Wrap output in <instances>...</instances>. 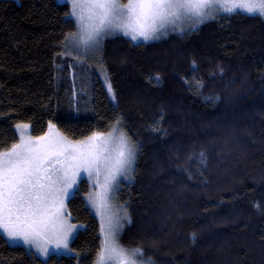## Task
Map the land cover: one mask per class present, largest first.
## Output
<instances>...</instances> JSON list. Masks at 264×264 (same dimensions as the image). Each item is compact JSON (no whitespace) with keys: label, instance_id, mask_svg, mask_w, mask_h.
<instances>
[{"label":"trees","instance_id":"1","mask_svg":"<svg viewBox=\"0 0 264 264\" xmlns=\"http://www.w3.org/2000/svg\"><path fill=\"white\" fill-rule=\"evenodd\" d=\"M69 11L0 0V150L18 143L20 124L34 137L54 124L80 141L118 120L137 146L117 195L124 247L152 264H264V17L222 14L150 43L107 39L100 66L112 99L94 68L63 55L76 31ZM90 189L82 180L68 204L84 226L74 255L43 260L0 234V264H94L102 233Z\"/></svg>","mask_w":264,"mask_h":264},{"label":"snow or ice","instance_id":"2","mask_svg":"<svg viewBox=\"0 0 264 264\" xmlns=\"http://www.w3.org/2000/svg\"><path fill=\"white\" fill-rule=\"evenodd\" d=\"M68 4L67 15L75 19L76 31L65 36V49L78 58L96 56L103 40L117 32L132 40H149L158 39L157 33L166 35V25L178 19L190 21L195 30L221 12L242 9L264 17V0H68ZM104 136L96 132L70 141L59 133L20 135L19 143L0 150V229L44 256L50 246L68 249L75 225L63 211L64 201L84 171L100 188L89 198L101 218L102 240L94 264H152L141 249L121 244L123 224L112 211L117 177L129 178L137 146L121 133L118 147L110 149Z\"/></svg>","mask_w":264,"mask_h":264},{"label":"rangeland","instance_id":"3","mask_svg":"<svg viewBox=\"0 0 264 264\" xmlns=\"http://www.w3.org/2000/svg\"><path fill=\"white\" fill-rule=\"evenodd\" d=\"M14 1H19V0H14ZM59 3H66L68 4V0H58ZM236 12H240V13H243V14H247L244 10L242 9H237ZM235 12V13H236ZM222 14H228V13H224V12H221L218 16L222 15ZM247 15H250V14H247ZM74 21L75 19L73 17H71ZM213 20V19H211ZM210 20H207L206 22H208ZM205 22V23H206ZM203 23V24H205ZM203 24H200L198 27H200L201 25ZM197 27V28H198ZM166 28H167V34L166 35H163V34H159V38L158 39H149V40H144L143 37H138L137 40H132L131 38V35H124L122 32H117L113 35H109L107 36L103 42H102V46H101V49L99 51V53L92 57V58H78L76 57L74 54H68V52L70 51L69 50H66L64 48L63 50V55L65 57H70V58H73L77 61V63H79L80 65H83L85 67H90V68H94L95 71L98 73V75L100 76L101 80L103 81V83L105 84V87L107 88V90L109 91V93L111 94V97L112 99L114 98V92H113V89H112V86L109 84L108 82V79H107V76L106 74L103 72L102 70V67L100 66V56H101V51H102V47H103V44L104 42L109 39V38H113V37H116V36H123L127 39H129L130 41H132L133 43L135 44H139V43H150V42H157V41H160V40H163L165 39L170 33L172 32H180V33H185V32H189V31H192L191 28H190V21L188 20H175L174 22H169L167 25H166ZM196 28V29H197ZM180 29H183L184 31L181 32ZM195 29V30H196ZM24 125H27V128L23 127ZM20 128L18 129L17 128V132H18V136H19V141L18 143L20 142V135H23L24 137H27V136H32V128L30 125L28 124H20ZM111 132V137L109 138V133H106L105 136L103 138L105 139H109V144H108V147L110 149H115L116 147H118L119 145V136L121 135V133H123L125 135L126 138H129L128 134L126 133L125 129L123 128V126L121 124H118L117 126H115L113 128ZM55 133H59L61 134L62 136H64L59 130L58 128L56 127V125L54 124H51L49 126V129L48 131L46 132V134H44L43 136L41 137H44V136H47L49 134H55ZM66 137V136H64ZM67 138V137H66ZM68 139V138H67ZM70 140V139H68ZM72 141V140H70ZM131 141V139H130ZM132 142V141H131ZM136 155H137V150H136ZM135 164H136V158H135V161L132 165V170L131 172L128 174L129 175V178H125L123 175H120L117 177V183L119 184V188L118 190L116 191V199L112 201V211L114 213L117 214V216L120 218V222L123 224V228H124V224H125V220L123 219V217L127 215V210L125 209V207L119 205L117 203V195H118V192L120 191L121 187L123 186V184H127V183H130L132 182L133 180V174H134V169H135ZM101 179H103V177H101ZM82 180H87L91 186V189H90V192L89 194L86 196V201H87V205L88 207L91 209V211L93 212V214L97 217V219L99 220L100 222V225H101V218L100 216H98L96 214V210L91 207L90 205V201H89V198H90V195L96 193V192H99L100 191V188L98 185H95L93 180H90L88 178V174L84 171H81L80 174H79V178L77 180V185L74 186V189L71 191V194L65 199L64 201V204H65V207H64V213H66L68 215V217L70 218V222L75 225V228H74V231L72 233V236L69 238V241H68V249H70L71 251H69L68 249H65L63 247L59 248V249H56L55 246H50L49 247V250H48V255L47 256H44L42 254H40L39 252L36 251L35 248H30V246L24 244V242L22 240H11L5 233L2 229H0V234H2L7 240L8 242L12 245V246H18V247H24L25 249L35 253L38 257H40L41 259L43 260H47L49 259L51 256H62V255H69V256H72L74 255L72 249H71V244L72 242L74 241V239L76 238L78 232L82 229H84V226L82 225H77L73 222L70 214H69V209H68V204H69V201L74 197V195L76 194L79 186H80V183L82 182ZM123 231V230H122ZM122 233V232H121ZM120 233V235H121Z\"/></svg>","mask_w":264,"mask_h":264}]
</instances>
